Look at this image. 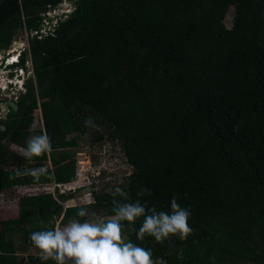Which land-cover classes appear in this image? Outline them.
Segmentation results:
<instances>
[{
    "label": "trees",
    "instance_id": "trees-1",
    "mask_svg": "<svg viewBox=\"0 0 264 264\" xmlns=\"http://www.w3.org/2000/svg\"><path fill=\"white\" fill-rule=\"evenodd\" d=\"M63 1L0 0V50L19 29L39 31L41 12ZM74 2L15 65L30 58L34 77L0 127V191L75 181L71 135L92 130L121 144L133 172L120 187L131 200L146 187L148 207L170 211L172 197L190 207L188 239L139 240L141 217L124 222L129 240L165 264H264V0ZM39 109L45 131H32ZM89 116L95 127L84 124ZM43 132L49 154L26 159L10 148ZM113 190L76 206L65 205L74 192L20 196L16 215L0 214V264H40L39 254L21 258L16 236L34 246L32 232L66 224L81 207L111 216Z\"/></svg>",
    "mask_w": 264,
    "mask_h": 264
},
{
    "label": "clouds",
    "instance_id": "clouds-1",
    "mask_svg": "<svg viewBox=\"0 0 264 264\" xmlns=\"http://www.w3.org/2000/svg\"><path fill=\"white\" fill-rule=\"evenodd\" d=\"M7 57L10 54L0 58L1 68ZM40 114L41 125L38 129L43 128L45 131L41 110ZM33 123L31 130L35 131L32 129ZM84 124L95 127L91 116L85 119ZM52 150L51 137L43 132L27 140L22 154L26 159H31L49 154ZM33 175L37 178L39 176L38 173ZM149 192L150 189L141 187L136 193L137 199L133 201L129 192L117 186L111 192L113 215L109 218L94 221L78 219L76 217L88 216L86 208L81 207L76 217L70 218L63 226L56 225L49 230L32 232L29 239L39 250L40 264H46L50 260L55 264H165L162 258L153 256L151 249L141 247L128 239L124 233V222L134 225L143 217L142 225L136 232L139 240L150 236L157 243L171 237L183 241L194 232L188 223L191 210L187 206L181 207L176 197L170 200V211L157 210L155 206L148 207L147 202L142 204L139 197ZM212 260L215 261V257Z\"/></svg>",
    "mask_w": 264,
    "mask_h": 264
},
{
    "label": "rangeland",
    "instance_id": "rangeland-1",
    "mask_svg": "<svg viewBox=\"0 0 264 264\" xmlns=\"http://www.w3.org/2000/svg\"><path fill=\"white\" fill-rule=\"evenodd\" d=\"M63 5L56 11L49 10V15L47 10L41 12L42 27L45 32L48 28L47 21L52 25L54 19H60L64 16V12H71V9L76 6L74 0H65ZM67 8V9H66ZM235 8L232 7L226 17L225 24L228 28L232 27V20L234 17ZM41 23V24H42ZM33 31H28L27 29H19L16 31L13 42L7 50H0V58L6 57L8 54L25 51L28 48L30 39L32 37ZM8 62V61H7ZM32 63H30L31 69ZM12 69H6L0 67V86L3 87V91L19 89L20 84L27 82L29 79L28 75H24L25 71H22V74L15 73L11 76ZM33 72V71H32ZM22 81L19 80L20 77ZM13 77V83H9V78ZM20 83L18 88H12L16 83ZM11 85V86H8ZM40 110L35 114V120L32 126L33 130H36L40 127ZM71 136H77L78 146L72 148L76 151L77 166H78V177L72 184L71 192H74L75 196L72 199H69L65 202L66 206H76V205H90L95 201L93 191L95 190H113L117 186H121L126 178L133 172V166L128 162L124 150L121 144L118 141H113L107 136L103 140H96L95 135L92 130L88 131L84 135L73 134ZM70 136V137H71ZM45 185L53 186V183H47ZM42 187V186H41ZM80 189V191H79ZM52 191V189H51ZM39 194L46 192V189L41 188ZM54 192V191H53ZM70 191L68 193H71ZM29 191L25 189L19 190L16 187L9 189L7 191V205L0 209L1 216L5 214L16 215L19 211V198L24 194H28ZM55 196L57 197L58 192L55 191ZM1 202V199H0ZM91 202V203H90ZM88 216L90 220L97 219H107L110 217L107 213L101 210H93L92 208L88 209ZM56 225H60L59 220ZM20 236H16V244L19 250V255L21 258L25 259L26 256L32 254H39L37 248H25L23 243L20 241ZM20 264H27L23 261Z\"/></svg>",
    "mask_w": 264,
    "mask_h": 264
},
{
    "label": "built area",
    "instance_id": "built-area-1",
    "mask_svg": "<svg viewBox=\"0 0 264 264\" xmlns=\"http://www.w3.org/2000/svg\"><path fill=\"white\" fill-rule=\"evenodd\" d=\"M63 3L64 2H61V3H59V4L55 5V6L49 5L46 8L48 15H49V10L56 11L57 9H59L63 5ZM74 8H73V10H74ZM73 10H71V12ZM71 12H64V16H68V14L71 13ZM60 19H54L52 25L47 21L48 28L46 29V32H45L44 28L41 26V29L39 31H37V30L36 31H33L32 32V35H35V34H38V33L41 34V35H48V34L53 33L54 30H55V27H56V25H57V23H58V21ZM42 25H43V23H42ZM16 53L17 52L10 53V57H7L5 59V62L3 64V66H2V68H4V70H6V69H12L11 70L12 71L11 72L12 73L11 76L12 75H15V73H19L21 75L22 74V71H25V74L24 75H28L29 76V79L32 78V77H34V69H33V67L31 69H29L30 68V63H32V60L30 58H28V60H27V62L25 63L24 66H19V65L18 66H15V65H17L21 61V56H22L21 55V52H19L18 58L16 60L12 61L11 58L14 57V56H16L17 55ZM32 66H33V63H32ZM19 78H20L19 80L22 81L21 76ZM28 80H27V82H28ZM27 82H23L22 85L18 82V83L15 84L14 87H12V88H18V85L20 84V87H19L18 90L17 89H15V90H11L10 89V90H8L6 92H4L3 91V87L0 86V127L1 128H2V121L5 119L4 117L7 114H9L10 111H11L10 107L7 106L8 102L11 101V100H13L15 102H18L21 94L22 93H25L27 91V88H26V83ZM9 83H13L14 84L13 77L9 78ZM8 86H11V85L8 84ZM12 147L15 150V152L20 153V154H22L23 151H24V149H25L23 146H19L17 144L12 145ZM73 183L74 182L61 183V182L54 181L53 182V186H50V185H45L44 186V184H42V185L24 186L23 188H18V189L19 190L25 189V190H28L29 191L28 194H24V195H37V194L40 193L39 190L41 188L46 189V192H43V193H52V194H54L55 191H57L58 193H68L69 191L71 192L72 190H75V188L72 189V184ZM51 189H52V191H51ZM7 197H8L7 196V191H4V190L0 191V199H1L0 209H1V207L4 206V203H5L6 199H7Z\"/></svg>",
    "mask_w": 264,
    "mask_h": 264
},
{
    "label": "crops",
    "instance_id": "crops-1",
    "mask_svg": "<svg viewBox=\"0 0 264 264\" xmlns=\"http://www.w3.org/2000/svg\"><path fill=\"white\" fill-rule=\"evenodd\" d=\"M12 145H15V143H10V148L12 149V150H14L13 149V147H12ZM18 145V144H17ZM21 146V145H20ZM25 148V147H24ZM15 151V150H14ZM50 163V162H49ZM51 167H52V165H51ZM12 168H17L15 165H13V167ZM51 183H53V182H51ZM42 184H47V183H37V184H31V185H21V186H16L17 188H23L24 186H33V185H42ZM7 205V202L5 201V203H4V206H6ZM3 206V207H4ZM1 209H3L2 207H1ZM60 226H63L62 224H60ZM32 248H34V246H31ZM30 248V247H29ZM27 257V256H26ZM25 257V258H26Z\"/></svg>",
    "mask_w": 264,
    "mask_h": 264
},
{
    "label": "water",
    "instance_id": "water-1",
    "mask_svg": "<svg viewBox=\"0 0 264 264\" xmlns=\"http://www.w3.org/2000/svg\"><path fill=\"white\" fill-rule=\"evenodd\" d=\"M17 56H19V54H17ZM8 103H9V106H10L11 108H13V110H18V108H19V104H18L17 102H15V101H9ZM4 118L7 119L8 116L6 115ZM2 129L4 130V129H6V127L3 126Z\"/></svg>",
    "mask_w": 264,
    "mask_h": 264
},
{
    "label": "bare ground",
    "instance_id": "bare-ground-1",
    "mask_svg": "<svg viewBox=\"0 0 264 264\" xmlns=\"http://www.w3.org/2000/svg\"><path fill=\"white\" fill-rule=\"evenodd\" d=\"M66 9H67V8H66ZM71 10H72V9H71ZM17 58H18V56L16 55V56L12 57L11 60L14 61V60H16Z\"/></svg>",
    "mask_w": 264,
    "mask_h": 264
}]
</instances>
